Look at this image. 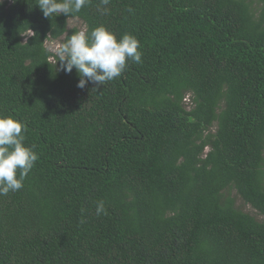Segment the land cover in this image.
Returning a JSON list of instances; mask_svg holds the SVG:
<instances>
[{
    "label": "trees",
    "instance_id": "1",
    "mask_svg": "<svg viewBox=\"0 0 264 264\" xmlns=\"http://www.w3.org/2000/svg\"><path fill=\"white\" fill-rule=\"evenodd\" d=\"M71 18L134 36L141 62L79 88L48 47ZM0 116L39 156L0 196V264H264V221L232 194L264 216V0H90L52 18L0 0Z\"/></svg>",
    "mask_w": 264,
    "mask_h": 264
},
{
    "label": "clouds",
    "instance_id": "2",
    "mask_svg": "<svg viewBox=\"0 0 264 264\" xmlns=\"http://www.w3.org/2000/svg\"><path fill=\"white\" fill-rule=\"evenodd\" d=\"M101 2L108 5L110 0ZM89 3L90 0H36L46 18L74 15ZM108 12L107 8L101 10L102 15ZM139 49L140 43L134 36L124 34L118 38L101 25L90 32H74L56 51L63 70L71 73L75 68L80 77L77 86L84 88L89 82L104 85L118 78L128 61L140 63L142 52ZM26 131L27 126L22 121L0 116V196L21 190L24 180L39 159L34 151L35 146L29 147L24 143ZM96 214H106L103 201L97 203Z\"/></svg>",
    "mask_w": 264,
    "mask_h": 264
},
{
    "label": "rangeland",
    "instance_id": "3",
    "mask_svg": "<svg viewBox=\"0 0 264 264\" xmlns=\"http://www.w3.org/2000/svg\"><path fill=\"white\" fill-rule=\"evenodd\" d=\"M2 1V0H1ZM70 27H78L80 30H85V24L81 19L78 18H71L70 19ZM62 46V42L60 40H53L48 42V47L53 51L57 52L56 50L58 47ZM189 97V96H188ZM236 197L237 206L242 208L243 210L253 214L259 220L264 221V216L260 215L256 209H254L250 204H246L244 200L237 194L234 190L232 193Z\"/></svg>",
    "mask_w": 264,
    "mask_h": 264
}]
</instances>
